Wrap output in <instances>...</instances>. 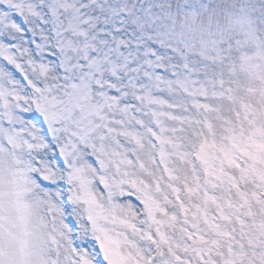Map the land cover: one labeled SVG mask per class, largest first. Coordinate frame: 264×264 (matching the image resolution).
Masks as SVG:
<instances>
[{
  "label": "snow or ice",
  "instance_id": "1",
  "mask_svg": "<svg viewBox=\"0 0 264 264\" xmlns=\"http://www.w3.org/2000/svg\"><path fill=\"white\" fill-rule=\"evenodd\" d=\"M0 264H264V0H0Z\"/></svg>",
  "mask_w": 264,
  "mask_h": 264
}]
</instances>
